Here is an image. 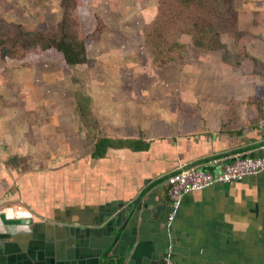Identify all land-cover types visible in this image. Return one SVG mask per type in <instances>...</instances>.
Wrapping results in <instances>:
<instances>
[{"label":"crops","instance_id":"crops-1","mask_svg":"<svg viewBox=\"0 0 264 264\" xmlns=\"http://www.w3.org/2000/svg\"><path fill=\"white\" fill-rule=\"evenodd\" d=\"M256 1L242 10L263 11ZM246 46L264 62L254 51L263 40ZM192 47L164 66L178 61L177 83L163 72L155 113L139 103L103 106L96 118L112 142L103 155L85 146L82 125L68 134L64 157L15 171L0 213L12 221L0 222V264H164L169 241L177 264H264V172L186 194L167 236L169 175L193 164L216 174L237 154L261 153L264 77L246 61Z\"/></svg>","mask_w":264,"mask_h":264},{"label":"rangeland","instance_id":"rangeland-1","mask_svg":"<svg viewBox=\"0 0 264 264\" xmlns=\"http://www.w3.org/2000/svg\"><path fill=\"white\" fill-rule=\"evenodd\" d=\"M75 1L81 3L80 23L88 37L89 60L67 66L60 54L35 49V38L31 37L37 30L60 35L58 25L67 16L63 6L66 0H0V38L5 52L14 53L3 59L0 52V213L9 208L5 200L16 179L15 171L43 167L50 155L64 157L70 146L66 144L68 134L82 133L84 124L75 109L77 93L85 96L91 118L97 119L96 115L103 114V106L112 103H139L144 109L150 105L155 113L165 94L163 72L172 70L175 74H170L171 80L177 83L178 61L172 69L162 65L159 51L168 45L156 40L158 47L148 48L144 42L145 29L158 15L159 0ZM246 1L238 0L237 8L242 10ZM254 7H262V1L257 0ZM23 33L26 37H21ZM232 34L221 35L226 47L216 55L238 60L241 48ZM180 42L181 57L194 54L189 36H180ZM258 50L264 51L254 49ZM152 51L156 58H152ZM121 114L126 120L129 117L124 115L130 113ZM103 116L107 121L113 118ZM97 128L99 124L93 132ZM78 146L81 150V140Z\"/></svg>","mask_w":264,"mask_h":264},{"label":"trees","instance_id":"trees-1","mask_svg":"<svg viewBox=\"0 0 264 264\" xmlns=\"http://www.w3.org/2000/svg\"><path fill=\"white\" fill-rule=\"evenodd\" d=\"M66 1L68 3L63 6L64 15L67 16L58 25L60 26V35L48 34L43 30L34 31L31 36L35 38L32 46L44 52H53L56 56L60 54L65 65L76 66L87 63L89 60L87 56L88 37L83 35L80 23V18L83 15L82 12H79L81 3L75 0ZM72 2H75V7L71 4ZM236 4V0H159L158 15L155 21L149 24V28L144 31L145 46L148 48L158 47L156 40H161L162 46L164 43L168 45L167 48L162 47L159 51L163 54L162 65H166L181 55L183 46H181L180 36H189L195 49L206 52L225 49L226 46L220 40L221 35L234 33L232 35L235 36V41L241 48L239 50L240 62H248L253 66L255 74L264 77V62L252 55L246 46L247 43H253L255 40L264 41V10L259 12L244 11L238 9ZM168 26L170 28L166 29ZM24 34L21 37H26ZM3 45H5L4 40L0 38L2 58L12 57L14 53L5 52ZM175 52L177 55L174 54ZM151 54L152 58L157 57L153 51ZM84 98L83 94L77 93L78 117L81 118L84 127L89 129V137H91L86 141L85 146L91 149L95 155H103L112 142L104 136L101 137L102 133L99 128L93 132L92 128L98 126V120L91 118L93 117L92 110L88 111V105L84 103ZM255 98L257 99V97ZM87 112L90 113L89 116H86Z\"/></svg>","mask_w":264,"mask_h":264},{"label":"built area","instance_id":"built-area-1","mask_svg":"<svg viewBox=\"0 0 264 264\" xmlns=\"http://www.w3.org/2000/svg\"><path fill=\"white\" fill-rule=\"evenodd\" d=\"M262 136L260 155L251 156L237 154L224 166L220 173H211L197 167L182 166L168 176L167 182L171 211L168 216V226H172L181 208L186 194L201 191L219 183L240 182L248 176H258L264 172V120L259 125ZM164 264H177L173 252L169 248Z\"/></svg>","mask_w":264,"mask_h":264},{"label":"water","instance_id":"water-1","mask_svg":"<svg viewBox=\"0 0 264 264\" xmlns=\"http://www.w3.org/2000/svg\"><path fill=\"white\" fill-rule=\"evenodd\" d=\"M195 165L193 164V165H190V167H194ZM168 179V178H167ZM226 184H229V183H226ZM168 206H169V211H168V215H167V218H168V216H169V213H170V211H171V207H170V203L168 204ZM17 213V215L18 216H20V215H24V216H28V213L27 212H16ZM5 216H6V214H1L0 215V222L1 223H5V224H7V225H10V223L12 222V221H10V220H6L5 219ZM167 223V229H166V231H167V236H168V238H170V232H169V230H170V228H169V226H168V221L166 222ZM169 248H171V251L172 252H174V248H173V245L171 246V244H170V241H169V246L167 247V251L165 252V256H164V262H165V258H166V256H167V254H168V249Z\"/></svg>","mask_w":264,"mask_h":264},{"label":"bare ground","instance_id":"bare-ground-1","mask_svg":"<svg viewBox=\"0 0 264 264\" xmlns=\"http://www.w3.org/2000/svg\"><path fill=\"white\" fill-rule=\"evenodd\" d=\"M13 212H14V211H12V210H9V212H8V213H9L10 215H12V216H13V214H14Z\"/></svg>","mask_w":264,"mask_h":264}]
</instances>
